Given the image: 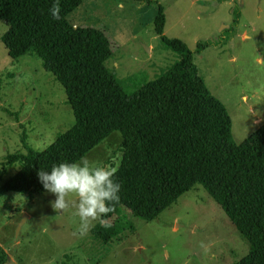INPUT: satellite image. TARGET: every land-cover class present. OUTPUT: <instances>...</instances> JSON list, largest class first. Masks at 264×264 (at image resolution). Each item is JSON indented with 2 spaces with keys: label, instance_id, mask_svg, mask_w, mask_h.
<instances>
[{
  "label": "rangeland",
  "instance_id": "rangeland-1",
  "mask_svg": "<svg viewBox=\"0 0 264 264\" xmlns=\"http://www.w3.org/2000/svg\"><path fill=\"white\" fill-rule=\"evenodd\" d=\"M234 2L240 9L234 36L194 54L193 60L225 106L232 137L240 143L264 130V0H81L65 19L71 26L102 29L112 49L106 68L118 78L142 83L177 59L154 31L159 4L164 34L194 50L197 41L216 40L229 25ZM5 31L0 21V163L9 153L25 152L22 137L31 148L43 150L73 124L63 87L34 54L12 59L1 41ZM121 141L114 130L84 157L116 169ZM17 168L8 167L0 185ZM55 198L45 190L32 200L13 191L0 194V247L8 257L2 264H234L249 249L199 184L152 220L114 214L107 221L120 222L124 229L108 242L99 240L93 227L82 235L76 209L57 212L51 206Z\"/></svg>",
  "mask_w": 264,
  "mask_h": 264
},
{
  "label": "trees",
  "instance_id": "trees-1",
  "mask_svg": "<svg viewBox=\"0 0 264 264\" xmlns=\"http://www.w3.org/2000/svg\"><path fill=\"white\" fill-rule=\"evenodd\" d=\"M53 3L0 0V21L6 25L1 41L7 54L12 59L37 56L63 87L73 115V124L43 150L31 148L22 137L25 152L9 153L0 163V179L8 167L18 165L0 185V194L13 191L34 199L44 191L40 169L79 160L118 130L122 156L113 178L121 184L120 200L103 219L123 212L152 220L199 184L248 243L247 254L234 264H264V130L236 143L225 106L209 91L193 60L194 54L234 36L240 19L237 3L217 39L199 40L194 50L164 34L159 4L154 31L177 59L142 83L118 78L106 68L112 49L102 29L73 30L66 21L81 0H60V20L50 14ZM110 223L107 229L97 223L91 231L108 242L124 229L120 222ZM7 259L0 247V264Z\"/></svg>",
  "mask_w": 264,
  "mask_h": 264
},
{
  "label": "clouds",
  "instance_id": "clouds-1",
  "mask_svg": "<svg viewBox=\"0 0 264 264\" xmlns=\"http://www.w3.org/2000/svg\"><path fill=\"white\" fill-rule=\"evenodd\" d=\"M49 11L53 19L60 20V0H54ZM72 27L76 29L75 24ZM115 173V168L93 165L87 157L81 156L76 161L55 164L50 171L40 169L38 178L44 190L56 197L51 201L54 210L76 209L78 230L85 235L95 226L94 221L105 229L111 227L103 217L113 212L120 200L121 184L114 180Z\"/></svg>",
  "mask_w": 264,
  "mask_h": 264
}]
</instances>
